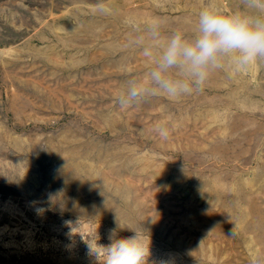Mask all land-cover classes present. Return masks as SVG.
Wrapping results in <instances>:
<instances>
[{"label":"rangeland","instance_id":"rangeland-1","mask_svg":"<svg viewBox=\"0 0 264 264\" xmlns=\"http://www.w3.org/2000/svg\"><path fill=\"white\" fill-rule=\"evenodd\" d=\"M98 2L0 0V264H101L113 232L150 242L148 264H264V61L118 103L132 80L154 87L168 38H193L202 9L264 8Z\"/></svg>","mask_w":264,"mask_h":264},{"label":"clouds","instance_id":"clouds-1","mask_svg":"<svg viewBox=\"0 0 264 264\" xmlns=\"http://www.w3.org/2000/svg\"><path fill=\"white\" fill-rule=\"evenodd\" d=\"M255 3L258 8H264V0H255ZM96 8L102 14L113 11L108 0H99ZM151 34L154 37L160 34L158 19L151 27ZM143 54L151 56L152 49L145 48ZM225 60H230L237 72L264 61V17L202 9L198 14V32L193 38H187L181 30L168 38L159 62L150 73L154 87L132 80L118 97V103L127 108L149 94L175 99L201 92L211 74L223 68ZM180 69L188 73L186 78L171 74L172 70ZM156 130L164 138L170 135V129L164 124H158ZM109 240L107 246H99L105 252L101 264H148L150 242L146 244L139 233L119 237L113 232Z\"/></svg>","mask_w":264,"mask_h":264}]
</instances>
